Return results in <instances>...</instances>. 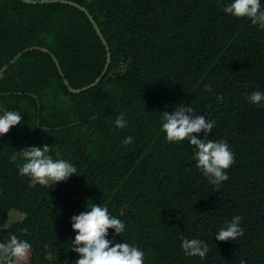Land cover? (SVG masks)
<instances>
[{
	"label": "trees",
	"instance_id": "trees-1",
	"mask_svg": "<svg viewBox=\"0 0 264 264\" xmlns=\"http://www.w3.org/2000/svg\"><path fill=\"white\" fill-rule=\"evenodd\" d=\"M85 6L107 39L113 62L87 13L51 1L0 0V108L22 121L0 137V218H24L0 230L32 243L23 264H72L71 216L85 203L125 221L117 236L145 252V264H264V107L246 101L264 91V30L221 11L227 0H71ZM189 103L214 119L235 163L214 188L196 170L191 149L163 140L162 111ZM126 113L128 125L113 121ZM41 127L47 128L42 130ZM134 143L122 145L125 136ZM199 136L203 137L201 131ZM48 144L78 169L49 189L17 174L16 150ZM241 215L242 236L213 234ZM109 229V233H112ZM204 239L205 258L186 257L181 236Z\"/></svg>",
	"mask_w": 264,
	"mask_h": 264
},
{
	"label": "clouds",
	"instance_id": "clouds-1",
	"mask_svg": "<svg viewBox=\"0 0 264 264\" xmlns=\"http://www.w3.org/2000/svg\"><path fill=\"white\" fill-rule=\"evenodd\" d=\"M221 11L235 18L247 19L258 30H264V0H227L222 4ZM245 99L257 107H264V91H252ZM196 113L200 112L189 103L177 104L171 112L164 110L160 117L159 131L163 134V140L173 145L185 144L187 141L196 170L218 189L229 180L225 170L235 163V153L225 138H208L216 121ZM21 121L22 113L19 110L0 108V137ZM113 124L116 129L126 128V113L122 111L117 114ZM201 131L204 132L203 137L198 135ZM120 143L130 145L134 140L129 135ZM18 158L17 174L48 189L57 182L66 181L72 174L78 175L77 167L70 160L59 155L54 158L50 154L48 144L24 146L12 156L14 161ZM242 219L241 215H234L224 221L213 236L217 241H235L244 233ZM71 221L75 235L70 239L69 250L77 254L72 264H145V252L139 245L121 238L116 241L115 238L121 237L126 231L125 221L112 214L107 206L89 203L88 200L82 211L71 216ZM109 229L113 230L111 234ZM180 240V248L186 257H199L203 260L209 251L204 239L182 235ZM31 250L30 240L9 233L6 239H0V264H23ZM239 264H247V261L241 259Z\"/></svg>",
	"mask_w": 264,
	"mask_h": 264
},
{
	"label": "water",
	"instance_id": "water-1",
	"mask_svg": "<svg viewBox=\"0 0 264 264\" xmlns=\"http://www.w3.org/2000/svg\"><path fill=\"white\" fill-rule=\"evenodd\" d=\"M27 3H31V4H37V3H47V2H51V1H56V2H62V3H65V4H69V5H72L76 8H79L81 9L82 11L86 12L88 17L90 18V20L93 21V24L97 30V32L99 33V35L101 36L105 46H106V49L108 51V64H107V67H106V70L104 71L103 75L96 80V82H94L93 84H91L90 86L82 89V90H76L74 88H72L70 85H69V82L68 80H66L65 76H64V73H62L61 69H60V64L57 60V58L48 50V49H45V48H38V47H32V48H29V49H26L24 50L23 52H21L14 60L11 61L10 65H12L13 63H15V61H17L22 55H24L25 53H28L30 51H33V50H41L42 52H45L47 54H50L51 57L53 58V60L56 62V64L58 65V68L60 70V73L61 75L63 76L64 78V82H65V85L69 88V90L73 93H81L83 91H87L89 89H92L94 88L95 86H97L102 80L103 78L107 75V73L109 72L110 70V67H111V64L113 62V58H112V52H111V48L109 46V43L107 41V39L105 38L99 24H98V21L96 20V18L94 16H92L89 12V10L85 7V6H82L81 4L79 3H76L74 1H71V0H23ZM9 68V65L8 66H5L1 71H0V75L2 73H4L7 69Z\"/></svg>",
	"mask_w": 264,
	"mask_h": 264
},
{
	"label": "rangeland",
	"instance_id": "rangeland-1",
	"mask_svg": "<svg viewBox=\"0 0 264 264\" xmlns=\"http://www.w3.org/2000/svg\"><path fill=\"white\" fill-rule=\"evenodd\" d=\"M24 218L23 214L16 212L11 216L9 220H5L4 218L0 219V230L5 228H10L13 224L20 222Z\"/></svg>",
	"mask_w": 264,
	"mask_h": 264
}]
</instances>
